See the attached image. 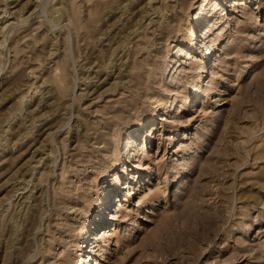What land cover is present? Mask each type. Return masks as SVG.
Returning a JSON list of instances; mask_svg holds the SVG:
<instances>
[{
  "label": "rangeland",
  "instance_id": "rangeland-1",
  "mask_svg": "<svg viewBox=\"0 0 264 264\" xmlns=\"http://www.w3.org/2000/svg\"><path fill=\"white\" fill-rule=\"evenodd\" d=\"M0 264H264V0H0Z\"/></svg>",
  "mask_w": 264,
  "mask_h": 264
},
{
  "label": "bare ground",
  "instance_id": "bare-ground-1",
  "mask_svg": "<svg viewBox=\"0 0 264 264\" xmlns=\"http://www.w3.org/2000/svg\"><path fill=\"white\" fill-rule=\"evenodd\" d=\"M192 32V30L190 29V33ZM203 37H204V35H203ZM202 38V37H201ZM108 195H107V197L105 198V204H108L107 202H108ZM88 261V260H87Z\"/></svg>",
  "mask_w": 264,
  "mask_h": 264
}]
</instances>
